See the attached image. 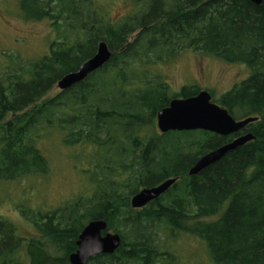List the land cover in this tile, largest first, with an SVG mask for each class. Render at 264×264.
Wrapping results in <instances>:
<instances>
[{
  "label": "trees",
  "instance_id": "16d2710c",
  "mask_svg": "<svg viewBox=\"0 0 264 264\" xmlns=\"http://www.w3.org/2000/svg\"><path fill=\"white\" fill-rule=\"evenodd\" d=\"M124 1L129 11L118 18L96 0L19 1L26 19L50 22L53 40L48 54L18 60L0 76V185L46 175L38 144L56 131L63 145L92 149L85 162L93 188L55 211L28 215L45 239L34 242L49 253L47 264H70L85 225L101 218L122 243L87 264H181L170 248L181 235L202 241L213 264H264V0ZM101 41L111 59L45 98ZM185 50L246 64L249 76L212 100L237 120H258L229 136L159 131L158 111L201 89L185 86L173 97L151 65ZM249 132L254 140L189 174L200 157ZM169 178L177 181L159 199L131 206L142 188ZM22 243L0 215V264H30Z\"/></svg>",
  "mask_w": 264,
  "mask_h": 264
},
{
  "label": "rangeland",
  "instance_id": "374dc122",
  "mask_svg": "<svg viewBox=\"0 0 264 264\" xmlns=\"http://www.w3.org/2000/svg\"><path fill=\"white\" fill-rule=\"evenodd\" d=\"M19 1L0 0V76L6 67L18 60H37L48 54L53 40L50 22L26 19ZM96 2L111 18L121 17L129 11L124 0ZM151 69L163 76L173 97L183 87L195 86L208 90L217 99L250 74L246 64L227 62L194 50H185L168 61L152 64ZM58 92L60 89L56 85L45 98ZM38 145L49 161V172L0 185V215L15 225L26 254L28 243L45 240L28 215L55 211L67 202L88 196L93 188L85 162L93 152L91 148L63 145L56 131ZM170 242V248L181 264H213L202 241L181 235ZM27 257L30 263L28 254Z\"/></svg>",
  "mask_w": 264,
  "mask_h": 264
},
{
  "label": "water",
  "instance_id": "95a60500",
  "mask_svg": "<svg viewBox=\"0 0 264 264\" xmlns=\"http://www.w3.org/2000/svg\"><path fill=\"white\" fill-rule=\"evenodd\" d=\"M251 1L257 5L262 3V0ZM113 54L106 41L99 42L95 55L82 63L76 71L64 75L57 86L60 90H66L84 81L90 73L103 67ZM257 120L258 117L254 116L235 119L226 108L212 100L208 90H201L190 97H174L167 107L157 113V127L162 133L205 130L221 136H229L240 133L248 124ZM254 139L255 135L251 132L235 136L230 142L200 157L191 167L189 174H199L229 152ZM176 181L177 178H169L156 186L142 188L132 196L131 206L135 209L144 208L150 202L159 199ZM107 228L105 219L90 220L78 236L77 249L69 256L70 264H87L96 255L114 253L120 247L122 238L119 233L109 231ZM26 251L30 264L49 262V253L35 242L28 243Z\"/></svg>",
  "mask_w": 264,
  "mask_h": 264
},
{
  "label": "bare ground",
  "instance_id": "6f19581e",
  "mask_svg": "<svg viewBox=\"0 0 264 264\" xmlns=\"http://www.w3.org/2000/svg\"><path fill=\"white\" fill-rule=\"evenodd\" d=\"M43 248V247H42ZM46 250V249H45Z\"/></svg>",
  "mask_w": 264,
  "mask_h": 264
}]
</instances>
